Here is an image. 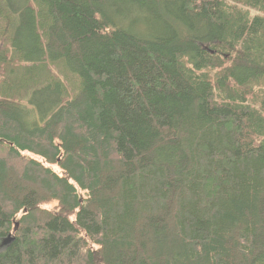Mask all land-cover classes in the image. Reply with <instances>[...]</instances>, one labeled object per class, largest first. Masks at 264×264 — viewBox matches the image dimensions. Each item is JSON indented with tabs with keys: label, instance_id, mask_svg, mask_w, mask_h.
<instances>
[{
	"label": "trees",
	"instance_id": "obj_1",
	"mask_svg": "<svg viewBox=\"0 0 264 264\" xmlns=\"http://www.w3.org/2000/svg\"><path fill=\"white\" fill-rule=\"evenodd\" d=\"M0 243L264 264V0H0Z\"/></svg>",
	"mask_w": 264,
	"mask_h": 264
},
{
	"label": "rangeland",
	"instance_id": "obj_2",
	"mask_svg": "<svg viewBox=\"0 0 264 264\" xmlns=\"http://www.w3.org/2000/svg\"><path fill=\"white\" fill-rule=\"evenodd\" d=\"M138 16H139V22L136 23L137 28H142V30H145V28L149 25L155 26V24L153 22L148 21L147 17H145L143 14H139ZM0 249H1V243H0Z\"/></svg>",
	"mask_w": 264,
	"mask_h": 264
},
{
	"label": "water",
	"instance_id": "obj_3",
	"mask_svg": "<svg viewBox=\"0 0 264 264\" xmlns=\"http://www.w3.org/2000/svg\"><path fill=\"white\" fill-rule=\"evenodd\" d=\"M213 52H215V51H213ZM16 225H18V223H16ZM15 229H16V228H15ZM10 236H11V235H10ZM9 241H10V238L8 237V238H6V239L4 240V243L7 244Z\"/></svg>",
	"mask_w": 264,
	"mask_h": 264
}]
</instances>
